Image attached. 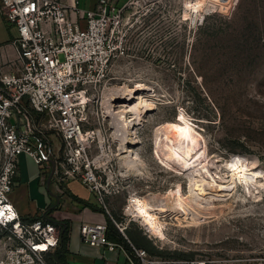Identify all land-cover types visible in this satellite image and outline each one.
Instances as JSON below:
<instances>
[{"label":"rangeland","instance_id":"374dc122","mask_svg":"<svg viewBox=\"0 0 264 264\" xmlns=\"http://www.w3.org/2000/svg\"><path fill=\"white\" fill-rule=\"evenodd\" d=\"M135 5L103 90L85 111L84 143L96 172L87 182L101 189L92 192L112 222L126 225L129 250L150 252L129 238L134 234L154 250L187 255L150 252L174 260L168 264H264V190L251 196L240 186L223 200L201 203L189 194L188 182L191 170L226 174L222 167L237 156L264 171V0H230L190 28L175 6ZM161 126L185 132L182 152L193 166L184 158L163 162L156 156L157 137L165 134ZM50 133L64 164L60 170L75 166L84 172L86 160L68 162L62 136ZM128 153L141 157L139 174L125 166ZM150 194L167 204L149 210L159 217L163 236L128 212L133 199Z\"/></svg>","mask_w":264,"mask_h":264},{"label":"built area","instance_id":"2783aa9c","mask_svg":"<svg viewBox=\"0 0 264 264\" xmlns=\"http://www.w3.org/2000/svg\"><path fill=\"white\" fill-rule=\"evenodd\" d=\"M151 1L175 6L182 23L190 28L202 25L210 13L221 12L230 0H224L225 4L223 0H126L120 6L99 0L78 19L70 16L72 9L79 10L77 2L0 0L1 13L18 28L14 43L20 64L12 71L4 70L0 62V264H48L47 256L60 242L59 224L43 216L23 218L11 201L20 154L26 153L40 164L52 159L61 178H78L101 193L99 186L87 182L96 172L84 143L85 111L103 90L111 62L119 55V42L128 33L135 4ZM51 130L62 136L68 162L80 156L86 160L84 172L75 166L60 170L64 164L53 148ZM104 208L111 215L106 205ZM116 225L125 233V224ZM107 229L106 222L83 221L81 238L113 249L117 244L108 238ZM173 261L136 246L127 252V264Z\"/></svg>","mask_w":264,"mask_h":264},{"label":"crops","instance_id":"0c3cea01","mask_svg":"<svg viewBox=\"0 0 264 264\" xmlns=\"http://www.w3.org/2000/svg\"><path fill=\"white\" fill-rule=\"evenodd\" d=\"M65 1L77 2L79 10L72 9L70 16L78 19L84 15L85 9L94 7L99 0ZM110 1L120 6L126 0ZM18 34L17 26L8 22L0 10V62L4 70L17 71L20 66L14 43ZM18 163L19 172L11 191V201L23 218L43 216L46 209L52 207L51 216L69 222L67 258L70 264H127L129 240H126L128 236L122 231L123 239L118 240L114 232L109 230L108 238L117 244L113 249L94 246L82 240L80 227L83 221L107 223L109 219L108 212L85 183L74 177L61 178L54 171L52 159L40 164L32 156L22 153ZM129 238L139 240L134 234Z\"/></svg>","mask_w":264,"mask_h":264},{"label":"bare ground","instance_id":"6f19581e","mask_svg":"<svg viewBox=\"0 0 264 264\" xmlns=\"http://www.w3.org/2000/svg\"><path fill=\"white\" fill-rule=\"evenodd\" d=\"M201 1L202 0H198L197 3H200ZM223 2L224 0L222 3ZM129 112L131 113V110H128V113ZM123 116L124 118L127 117L125 115ZM161 128L165 131V134L164 137H161L160 135L157 137L154 147L156 156L163 162L185 159L186 151L182 152L183 149H187L186 145H182L186 144L185 140H187L185 132L175 127L169 128L161 126L160 130ZM121 150L124 151L123 146L121 147ZM127 151L128 150L125 152ZM244 156H237L225 163L222 169L226 174L218 173L219 181H216V178L218 177L211 176L210 174H208L209 176L204 175L205 172L203 175L201 173L193 174L194 170H191L192 174L188 173L189 194L191 197L201 203L209 202L203 201L205 198L223 200L224 197L228 195L230 196L231 193L236 192L240 186L241 189H244V192L248 193V195L253 196L256 195V193H261L264 190V171L259 163L256 164L253 159L248 160L247 157ZM123 162L129 172L140 173L143 161L138 153H128V156L123 159ZM190 163L193 162H189L188 159H185L184 164L188 168L193 166ZM207 173L209 172H206V174ZM195 188H197V191ZM217 191L219 192L215 193ZM157 199L158 198L153 194L146 196L144 199H133L130 202L128 212L133 216L140 217L143 223L146 224L145 227L147 226L152 233L163 236L162 228L158 225V222L160 221L159 217L153 215L149 211L167 209V204H159Z\"/></svg>","mask_w":264,"mask_h":264},{"label":"trees","instance_id":"16d2710c","mask_svg":"<svg viewBox=\"0 0 264 264\" xmlns=\"http://www.w3.org/2000/svg\"><path fill=\"white\" fill-rule=\"evenodd\" d=\"M52 207H48L46 209V211L43 214V217L49 221H52L56 224H59L61 226V235H60V242L58 247L55 249V251L51 254H49L47 256V258L49 259V262L51 264H70L68 258H67V253L69 252V222L68 221H60L57 220L56 218H54L53 216L50 215V212L52 211ZM37 216H33L30 218H26V219H33ZM108 229H107V235L110 237L109 234V230H112L115 234L116 239L118 240H122L123 238V234L122 232L119 230V228H117V226L112 222V219L109 217L108 219ZM135 242L138 245L143 244L145 247H147L149 249V251L151 253H160L161 255H169V256H174V257H182V256H187L186 254L182 253V252H166V251H161V250H154L151 247H149L148 245H146L145 243H140L139 240H135ZM129 248V247H128Z\"/></svg>","mask_w":264,"mask_h":264},{"label":"snow or ice","instance_id":"6c2138e0","mask_svg":"<svg viewBox=\"0 0 264 264\" xmlns=\"http://www.w3.org/2000/svg\"><path fill=\"white\" fill-rule=\"evenodd\" d=\"M189 7H191V5H189Z\"/></svg>","mask_w":264,"mask_h":264}]
</instances>
